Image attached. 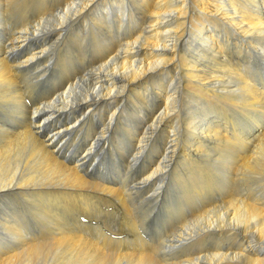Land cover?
I'll list each match as a JSON object with an SVG mask.
<instances>
[{
    "label": "bare ground",
    "instance_id": "6f19581e",
    "mask_svg": "<svg viewBox=\"0 0 264 264\" xmlns=\"http://www.w3.org/2000/svg\"><path fill=\"white\" fill-rule=\"evenodd\" d=\"M29 1L0 0V264H264V0H32L14 22ZM237 114L254 139L213 117Z\"/></svg>",
    "mask_w": 264,
    "mask_h": 264
},
{
    "label": "rangeland",
    "instance_id": "374dc122",
    "mask_svg": "<svg viewBox=\"0 0 264 264\" xmlns=\"http://www.w3.org/2000/svg\"><path fill=\"white\" fill-rule=\"evenodd\" d=\"M60 1H62V0H50V2L47 4V6H46V8H55L56 7V5H60ZM53 3V4H52ZM57 3V4H56ZM42 5H40V7H39V4L38 3H36L35 1L33 2L32 0L31 1H29V3H28V5H27V7L29 8V10L28 11H24V16H22V17H20L19 15H17V13L15 14V13H13V14H11V16L13 17V19L12 20H14V22H16V21H24V20H32V18L33 17H37V16H39V10L40 9H43L42 7H41ZM37 9V10H36ZM36 14H38V15H36ZM23 18V19H22ZM11 20V21H12ZM13 21H12V23H14ZM30 22V21H29ZM95 56V55H94ZM94 56H93V58H94ZM97 56H98V58L100 57L98 54L96 55V57L94 58V59H98L97 58ZM88 57V56H87ZM86 57V59L87 60H92V57H90V58H87ZM85 59V60H86ZM86 60V61H87ZM94 61V60H93ZM98 65V63H96V66ZM79 70H81V69H79ZM53 71H52V68H50V71H49V73L47 74V75H45V76H43V77H45V79H42V81H46L48 78H49V76L51 75V73H52ZM54 73V72H53ZM41 81V82H42ZM165 192H164V196H163V199H162V203L164 204V202H166L167 200L168 201H172L173 199H174V196H176L177 195V190H175L174 188H173V186L171 185V184H169V186H167L166 185V187H165ZM172 192V194H174V193H176L174 196L172 195V194H170ZM218 192V191H217ZM167 193V194H166ZM169 197V198H168ZM218 198H219V196L217 195L216 197H214V198H211V197H209V200H204L203 198H202V203L205 205V208H207V210L208 209H210V207H213V206H215V205H217L218 204V202H219V204H220V201L218 200ZM170 199V200H169ZM211 199H215V201L213 202V200H211ZM165 200V201H164ZM204 201V202H203ZM217 201V202H216ZM206 202V203H205ZM209 202V203H208ZM212 203V204H211ZM215 203H217V204H215ZM207 204V205H206ZM210 204V205H209ZM207 206V207H206ZM159 211V212H158ZM163 211H164V208L162 209V210H157L156 211V214L153 216L154 218H156V221H155V223H153V225H151V227H150V229H152V231L155 229V231L156 232H160L159 230H161V232L162 231H167L168 230V228H166L167 226L169 227V225L171 226L172 224H174V220L175 219H177V217H176V215H175V219H173L171 222H168V220L171 218V217H173V215H174V212L173 213H166L165 211V213H163ZM190 211H191V209H190ZM70 213V212H69ZM67 214V216H65L63 219L65 220V222H66V224L67 225H69L70 223H72L73 222V218L72 217H70V214ZM78 213H76V215H77ZM117 214V215H116ZM172 216H171V215ZM75 215V214H74ZM112 215V214H111ZM140 216L138 217V223H139V225H143L144 223H143V218L141 217V215L142 214H139ZM64 216V215H63ZM116 216V217H115ZM156 216V217H155ZM167 216H168V218H167ZM69 217H70V219H69ZM119 217V218H118ZM158 217V218H157ZM30 219H29V221L31 220V217H29ZM66 218V219H65ZM112 218H115L114 219V221H111V222H109V221H107V220H104V223L101 225V226H103L107 231H110V230H112V229H122V228H124L125 227V225H126V223H127V220L124 218V216L122 217V214L120 213V211L118 210L114 215H112ZM141 220V221H140ZM69 222V223H68ZM125 222V223H124ZM141 222V223H140ZM160 222H163V223H160ZM156 224V225H155ZM164 226H163V225ZM40 227H45V223L43 222V221H40ZM107 226V227H106ZM111 226V227H110ZM157 226H158V228H157ZM161 226H163V227H161ZM166 226V227H165ZM116 227V228H115ZM160 227V228H159ZM154 228V229H153ZM166 229V230H165ZM151 231V232H152ZM114 233H117L118 234V232L119 231H117L116 232V230H114L113 231ZM156 232H154V233H149L150 235H152V237L155 239L156 237H157V235H155L156 234ZM116 234V235H117ZM119 234H120V232H119ZM124 236V235H123ZM151 237V238H152ZM153 239V240H154Z\"/></svg>",
    "mask_w": 264,
    "mask_h": 264
}]
</instances>
